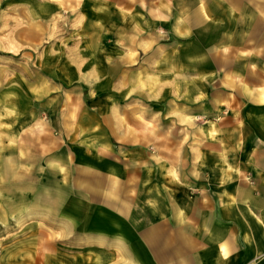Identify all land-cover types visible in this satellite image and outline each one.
<instances>
[{"label":"crops","instance_id":"crops-1","mask_svg":"<svg viewBox=\"0 0 264 264\" xmlns=\"http://www.w3.org/2000/svg\"><path fill=\"white\" fill-rule=\"evenodd\" d=\"M160 1L39 11L71 15L69 58L7 114L6 165L35 135L22 197L66 238L0 264H264V0Z\"/></svg>","mask_w":264,"mask_h":264},{"label":"rangeland","instance_id":"rangeland-1","mask_svg":"<svg viewBox=\"0 0 264 264\" xmlns=\"http://www.w3.org/2000/svg\"><path fill=\"white\" fill-rule=\"evenodd\" d=\"M78 1L0 0V256L10 252L15 261L18 260L17 255H23L22 248L16 245L7 247L6 241L16 242L26 237L27 231V237H36L38 225L45 229L47 253L53 249L54 241L66 238L63 226L53 216H39L38 207L30 197H22L23 192L28 196L31 189L30 184L23 181L24 172L27 179L31 168L27 158L26 167L23 165L24 155L29 154V146L22 140L23 136L26 139L36 136L17 131L13 142L14 157L7 165L4 141L6 120H11L7 114L20 112L22 109L38 112L37 106L41 98L48 92L55 91L54 84H46L50 76L39 72L38 65L66 62L69 58L65 52L70 46L68 35L71 30V15L60 14L47 21L44 16L39 15V11H45L44 5L54 2L62 9H73ZM157 1L160 5L161 1ZM161 9L159 7V16L163 14ZM39 92H42V97ZM60 92L71 94L74 99L85 96V92L81 93L79 88H59ZM29 107L32 109L29 110ZM41 110L45 112L44 107ZM42 219H45V225ZM25 250L28 251L26 248ZM29 250L32 254V244Z\"/></svg>","mask_w":264,"mask_h":264},{"label":"bare ground","instance_id":"bare-ground-1","mask_svg":"<svg viewBox=\"0 0 264 264\" xmlns=\"http://www.w3.org/2000/svg\"><path fill=\"white\" fill-rule=\"evenodd\" d=\"M6 200V199H5Z\"/></svg>","mask_w":264,"mask_h":264}]
</instances>
